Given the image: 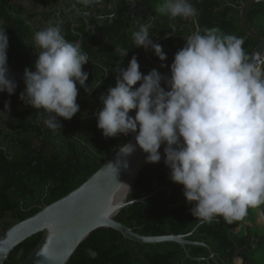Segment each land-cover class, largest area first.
Here are the masks:
<instances>
[{
	"label": "trees",
	"instance_id": "16d2710c",
	"mask_svg": "<svg viewBox=\"0 0 264 264\" xmlns=\"http://www.w3.org/2000/svg\"><path fill=\"white\" fill-rule=\"evenodd\" d=\"M23 0H0V28L8 36L7 65L25 71L34 66L37 58L27 60V39L38 29L36 14L28 10ZM33 5L50 7L51 0H30ZM248 0H190L198 15L184 19L175 17L170 25V15L160 13L163 0H135L127 3L119 0L113 17L78 18L66 23L63 34L69 41L79 42L88 54L89 62L82 71L88 73L90 92L77 83V104L80 110L71 120L57 117L60 128L49 129L44 120L49 113L35 109L20 100L25 90L16 87L9 95L0 92V233L15 223L35 213L42 206L69 194L83 184L103 164V158L113 156L129 140L127 136L105 137L97 127V117L103 105L100 96L110 87H115L121 68H127L132 56L140 65H150L147 74L157 69L144 54L143 47H136L131 33L135 24H141L140 16L146 10V20L158 26L160 34L151 36L162 46L167 59L163 63L170 70L176 52L186 41L183 38L197 29L217 28L221 33L234 34L242 38L245 53L249 55L256 46L255 39L248 34L240 22V7ZM143 14V13H142ZM49 12L45 11L46 18ZM145 15V16H146ZM155 17L154 19L152 17ZM246 20L260 35H264V2L252 5ZM173 27L176 28L173 36ZM168 34V35H167ZM115 48L127 50L120 57ZM152 58L161 65L154 51L148 49ZM35 67V66H34ZM168 76V75H167ZM99 84V86H97ZM139 82L134 87H138ZM164 86L162 82V87ZM83 97V98H82ZM10 101L5 112V102ZM135 116V110L129 113ZM162 151L164 145L160 148ZM102 155V156H101ZM170 169L162 163H148L141 171L129 196L130 200L154 195L143 202L124 208L116 220L133 228L142 235L187 234L194 230L188 240L205 243L214 252L211 264H264L255 258L264 257V232L243 226L245 220L264 218V204L249 208L247 215L238 221L227 223L217 217L212 223L202 222L191 215L189 204L183 195V186L170 180ZM42 234H35L19 244L5 264H20L38 245ZM193 256L208 258L210 250L201 245H188ZM67 264H209L192 260L177 243H137L126 239L110 228H100L80 244Z\"/></svg>",
	"mask_w": 264,
	"mask_h": 264
},
{
	"label": "clouds",
	"instance_id": "9594fccd",
	"mask_svg": "<svg viewBox=\"0 0 264 264\" xmlns=\"http://www.w3.org/2000/svg\"><path fill=\"white\" fill-rule=\"evenodd\" d=\"M158 11L184 19L198 15L190 0H163ZM152 27L140 24L131 36L136 47L154 51L165 67L167 56L150 38ZM183 39L170 76L157 69L142 74L136 56L126 69L120 67L115 87L100 96L97 127L105 137L137 133L147 163L161 160L164 145L170 180L183 186L189 204L195 202L191 215L207 223L217 217L232 223L264 204V61L248 57L242 38L214 27ZM33 40L40 51L35 71H24L19 98L48 112L44 123L55 130L60 128L57 117L71 120L80 110L77 83L91 91L85 84L88 73L82 71L89 57L58 25L36 31ZM8 46L0 28V92L12 95L17 84L7 75ZM115 52L124 57L128 51ZM9 104L5 102V112ZM133 110L134 117L129 114ZM120 151L131 153L133 146L122 145Z\"/></svg>",
	"mask_w": 264,
	"mask_h": 264
},
{
	"label": "water",
	"instance_id": "95a60500",
	"mask_svg": "<svg viewBox=\"0 0 264 264\" xmlns=\"http://www.w3.org/2000/svg\"><path fill=\"white\" fill-rule=\"evenodd\" d=\"M264 0H248L240 7V22L244 29L251 35L256 46L248 57L255 61L264 58V35L254 29L246 20L248 9ZM95 8L91 12L76 11L64 16L58 22L63 29L65 24L75 18H93L97 16L99 9L98 0H94ZM173 18V17H172ZM170 36V35H169ZM157 43V42H155ZM151 63L164 71L168 76L170 70L161 67L145 50ZM8 77L24 82V71L8 67ZM83 98V97H82ZM98 111L93 115L97 117ZM137 133H129V140L125 145L133 146L131 153L125 154L120 149L111 157L103 158L101 167L91 175L83 184L69 194L44 205L34 215L19 221L0 233V264H5L11 252L23 241L35 234L41 233V239L31 254L20 264H67L78 247L90 234L100 228H110L121 233L126 239L137 243L158 244L173 242L179 244L185 251L186 256L192 260H205L209 264L214 259L213 250L205 243L188 240L194 232L187 234L170 235H142L133 228L116 220L118 214L126 207L136 202H143L156 192L143 198L130 200L136 180L146 162L145 153L137 144ZM161 160L165 165L164 152L160 149ZM129 188V189H128ZM201 245L210 250V257L202 258L193 256L188 245Z\"/></svg>",
	"mask_w": 264,
	"mask_h": 264
},
{
	"label": "flooded vegetation",
	"instance_id": "af4514ba",
	"mask_svg": "<svg viewBox=\"0 0 264 264\" xmlns=\"http://www.w3.org/2000/svg\"><path fill=\"white\" fill-rule=\"evenodd\" d=\"M13 1H17V0H13ZM51 1H52L53 5H51L50 7H47V8L39 6V5H33L30 0H23L22 1V3L26 6V8L28 10H33V12L36 14L35 18L37 21H39V23L37 24L38 29L45 28V27L52 25V24L58 25V22L60 21L61 18H63L66 15H69L71 13H74L76 11L91 12L95 8L94 0H91V2L89 4H84L81 2V0H51ZM98 2H99V9L97 12V16L93 17V18L100 19L102 17H113V15L116 13V10H114V12H110V13H107V12L111 11L113 8L117 9L119 0H98ZM126 2L127 3H134L135 0H126ZM45 11L49 12V15H47L46 18L43 17V14ZM145 15H146V10L143 9L141 11V16H140L141 24L146 23V21L144 23H142L143 19L146 20L147 15L146 16ZM152 18L154 19L155 17L153 16ZM174 18L175 17H173V18L170 17V25L171 26H173L172 20ZM75 19H78V18H75ZM75 19H73L71 21L73 23L71 28H73L74 25H77V23H74ZM147 23H150L153 25V27L150 29V36L153 37L154 35L157 36L158 34H160V30H158V26L156 24L152 23V21H149ZM139 25L140 24L138 22H136L134 31L138 30ZM65 26H66V24H65ZM65 26L63 27L62 32L64 31ZM175 30H176V28L173 27L174 32L171 33L170 36L174 35ZM161 40H163V39H161ZM160 41H153V43H155V42L159 43ZM26 43H27V46L25 48V51L27 54V60L38 58V53L40 50L38 48L34 49L33 36L29 37L27 39ZM143 50H144L145 56L147 57L146 52H145V48H143ZM147 52H148V50H147ZM149 55H150V53H149ZM147 59L149 60L148 57H147ZM150 63H151V61H150ZM148 66H150V65L147 63V61L146 60L143 61V64L141 66V68H142L141 73L142 74L147 75V70H148V68H150ZM7 67H12L13 69H15L12 65H7ZM26 68L31 70V71H35L34 66H27ZM15 82L17 84V87H22L24 84V82L18 81V80H15Z\"/></svg>",
	"mask_w": 264,
	"mask_h": 264
},
{
	"label": "rangeland",
	"instance_id": "374dc122",
	"mask_svg": "<svg viewBox=\"0 0 264 264\" xmlns=\"http://www.w3.org/2000/svg\"><path fill=\"white\" fill-rule=\"evenodd\" d=\"M243 226H246L248 228H251L253 230H260L264 232V218H259V219H250V220H245L243 222ZM261 255H256L255 258L257 259L258 262L259 260L263 261L264 257H260ZM261 263V262H260Z\"/></svg>",
	"mask_w": 264,
	"mask_h": 264
},
{
	"label": "built area",
	"instance_id": "2783aa9c",
	"mask_svg": "<svg viewBox=\"0 0 264 264\" xmlns=\"http://www.w3.org/2000/svg\"><path fill=\"white\" fill-rule=\"evenodd\" d=\"M261 61H264V58Z\"/></svg>",
	"mask_w": 264,
	"mask_h": 264
}]
</instances>
